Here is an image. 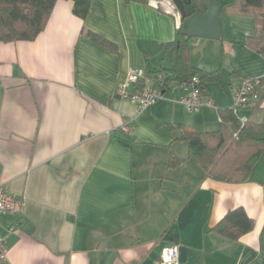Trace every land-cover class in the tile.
I'll return each instance as SVG.
<instances>
[{
    "label": "crops",
    "instance_id": "0c3cea01",
    "mask_svg": "<svg viewBox=\"0 0 264 264\" xmlns=\"http://www.w3.org/2000/svg\"><path fill=\"white\" fill-rule=\"evenodd\" d=\"M234 1L216 0L219 41L189 39L191 65L220 76L207 86L214 107L196 113L168 100L139 113L116 97L129 68L170 67L163 46L175 22L149 2L92 0L80 18L71 1L58 0L35 39L0 42V187L25 203L21 216H0V264H157L172 244L178 264H264V152L246 181L218 182L179 131L160 129L217 132L218 110L240 83L264 77V58L245 45L253 19L230 8ZM191 39L204 56L195 63ZM189 91L173 84L165 95ZM236 115L260 122L264 92ZM236 208L253 220L249 232L228 240L211 231Z\"/></svg>",
    "mask_w": 264,
    "mask_h": 264
},
{
    "label": "trees",
    "instance_id": "16d2710c",
    "mask_svg": "<svg viewBox=\"0 0 264 264\" xmlns=\"http://www.w3.org/2000/svg\"><path fill=\"white\" fill-rule=\"evenodd\" d=\"M58 0H0V42L32 41L45 28L47 20ZM74 5L73 12L84 18L92 0H67ZM148 4L150 0H139ZM239 13L252 17L255 33L245 45L264 58V0H235L230 6ZM204 0H190L185 5L186 17L204 13ZM84 35L92 41L111 48L112 45L89 32ZM189 39L176 30L172 42L163 48L169 55V68L160 67L145 72V79L152 85L167 92L171 85H188L192 78L199 81V91L208 97L207 86L220 82L219 70L208 72L190 63ZM264 92V77L260 78ZM144 81L138 88L144 85ZM229 107L218 110L221 129L211 133H197L182 125L161 124V131H179L178 140L184 141L206 176L224 183H241L247 180L254 164L264 152V116L260 122H241ZM178 164L170 161L168 167ZM253 220L242 208L229 210L211 231L228 240H236L249 232Z\"/></svg>",
    "mask_w": 264,
    "mask_h": 264
},
{
    "label": "built area",
    "instance_id": "2783aa9c",
    "mask_svg": "<svg viewBox=\"0 0 264 264\" xmlns=\"http://www.w3.org/2000/svg\"><path fill=\"white\" fill-rule=\"evenodd\" d=\"M143 80H145L144 85L138 88ZM189 87L190 91L187 95L178 99H169L166 98L165 91L154 87L150 80L145 79L144 70L129 68L125 80L116 88V97L134 104L139 113L146 111L156 102L164 100L180 105L188 113H196L203 107H214L213 102L200 93L199 81L196 77L191 79ZM261 89V79L243 80L233 94L231 109L234 111L244 109ZM24 206L23 199L11 196L0 187V216L5 214L21 216ZM6 254L7 250L0 238V262L5 261ZM157 264H178V246L172 244L163 248Z\"/></svg>",
    "mask_w": 264,
    "mask_h": 264
},
{
    "label": "water",
    "instance_id": "95a60500",
    "mask_svg": "<svg viewBox=\"0 0 264 264\" xmlns=\"http://www.w3.org/2000/svg\"><path fill=\"white\" fill-rule=\"evenodd\" d=\"M204 13L186 17L185 5L190 0H150L149 6L174 19L176 30L187 38L219 41L221 39L219 7L216 0H204Z\"/></svg>",
    "mask_w": 264,
    "mask_h": 264
},
{
    "label": "rangeland",
    "instance_id": "374dc122",
    "mask_svg": "<svg viewBox=\"0 0 264 264\" xmlns=\"http://www.w3.org/2000/svg\"><path fill=\"white\" fill-rule=\"evenodd\" d=\"M196 42L197 41H195L194 39H191L190 40V44H191V50H192V61H193V63H195L196 61L195 60H197V58L199 57V54H201L202 55V53H201V50H198V45L196 44ZM210 50H213L212 48H209V49H207V54L209 53V52H211ZM221 56L222 54L220 53V50L218 49V50H216L215 51V53H214V57L215 56ZM203 56V55H202ZM204 57V56H203ZM219 59H220V57H219ZM166 65H168V62L166 61V62H164V64H163V66L165 67ZM154 66H156V65H154Z\"/></svg>",
    "mask_w": 264,
    "mask_h": 264
}]
</instances>
